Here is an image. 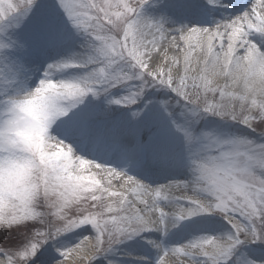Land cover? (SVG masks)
<instances>
[{
    "label": "snow or ice",
    "instance_id": "obj_1",
    "mask_svg": "<svg viewBox=\"0 0 264 264\" xmlns=\"http://www.w3.org/2000/svg\"><path fill=\"white\" fill-rule=\"evenodd\" d=\"M56 2L65 10L77 32L89 38L88 52L48 64L34 89L22 95L0 96V230L27 221H39L41 225L34 229L23 250L9 253L0 249L4 252L0 264H48L42 245L84 225H90L96 235L83 237L72 248L58 250L62 257L59 264H67L73 250L80 251L85 240L94 241V251L87 258V264H91L98 253L110 251L122 239H130L145 231L163 233L200 213L222 216L232 231L223 236H202L188 244L167 249L156 264H165L164 256L169 252L177 258L173 264H183L184 261L195 264L196 257L202 258L199 264H239L238 259L233 261L231 258L240 245L246 242L264 244V143L219 139L210 134L196 137L187 129H181L188 150L191 178L150 187L123 171L76 155L69 144L50 133V127L57 117L65 115L68 107H74L89 93L93 97L104 95L108 105L131 108L145 94V89L161 86L184 101L189 114L187 118L193 124L200 115L211 114L256 130L254 122L264 121V47L250 37L255 33L264 38V14L258 11L264 8V0H253L251 11L217 23L212 28L176 29L175 32L181 33V39L207 38V56L200 69L201 75L180 76L178 80L171 68L167 74L162 67L148 70L150 65L144 59L151 57L160 40L172 34L163 19L152 20L143 15L150 0ZM36 6L37 0H0V20L18 10L30 11ZM168 6L183 9L187 4L185 0H172ZM225 37L227 49L224 47ZM198 46L202 47L199 42ZM5 47L7 45L0 43V48ZM20 47L24 49L26 45ZM238 50L242 55L237 54ZM187 63L188 55L185 56V72L190 70ZM89 66L90 70L75 80L52 79L54 72ZM220 73L231 77L233 84L242 82L252 97L246 112L237 114L234 109L215 101V94L219 92L222 100L228 87V84L213 86L211 77ZM7 75L0 71L5 82ZM133 81L138 83L134 86L126 84ZM117 86H126L127 91L111 98L110 89ZM201 93L204 94L202 101ZM208 93L213 94V101H209ZM257 97L261 98L259 102ZM239 98L246 99L244 96ZM160 103L165 105L167 102ZM142 111H132L131 117L139 118ZM31 132L36 133V139L30 138L28 134ZM75 133L94 139L101 135V129L93 116L85 119ZM261 135L264 136V128ZM86 164L106 171L112 178L125 179L134 190L153 191L158 197L161 192L183 190L179 196L163 197L165 201H175L178 209L171 213L163 211L159 199L151 205L140 201L145 205V213H158L153 220L145 218L126 202V198H121L117 208L107 205L101 212L84 208L74 218H68L62 209L70 203V197L82 202L101 199L94 191L99 181L93 175L83 174ZM187 189H192L193 195H185ZM196 192L205 194L207 199L198 198ZM108 195L120 194L109 192ZM182 201L189 206H184ZM96 207L93 203L92 208ZM44 208L48 211L37 210ZM105 213L109 215L106 217ZM49 215L57 216L63 223L59 226L52 224L46 219ZM170 216L174 217L173 221L169 220ZM154 246L159 247L158 244ZM246 264H264V260L248 259Z\"/></svg>",
    "mask_w": 264,
    "mask_h": 264
},
{
    "label": "bare ground",
    "instance_id": "obj_2",
    "mask_svg": "<svg viewBox=\"0 0 264 264\" xmlns=\"http://www.w3.org/2000/svg\"><path fill=\"white\" fill-rule=\"evenodd\" d=\"M162 0H157L159 2ZM210 0H195L192 4H187V7L183 9H176L174 7L167 6L165 8L158 7H148L143 15L152 19V20H161L163 19L168 26H175L171 29L172 34H170V38H165L160 40L151 54V57H145L144 59L148 61L150 67L148 70H151L152 67L160 68L162 67L165 74L168 73L171 68L172 74L174 78L177 80L180 76H199L201 75L200 69L203 66V62L205 57L207 56V38L201 37H192L190 39H181V33L175 32L176 29L184 28L185 26H190L197 19L193 17V12L197 11V9L206 8L207 3ZM233 1V0H230ZM252 4L253 0H249ZM247 10L251 11V7ZM245 9L239 10L238 13L233 14V18L242 15ZM261 14H264V8L258 9ZM163 13H165L163 15ZM190 15V19L186 20L183 18V15ZM167 15L169 18H166ZM227 22V21H223ZM221 22V23H223ZM217 23H220L217 19H210L208 21L201 22L199 27H215ZM220 31H224L221 28ZM175 38V40H174ZM151 39V37H149ZM253 42H256L261 47H264V38H262L259 34L253 33L250 37ZM174 40V42H173ZM198 42L202 47L198 46ZM219 42H217L218 46ZM182 46V49L178 46ZM224 47L227 49V37L224 38ZM88 52V43H82L79 48L75 47H66L64 49H50L45 51H35L32 55H27L26 58L22 60L24 66H27V71L23 72V77L21 80L17 82L15 88L13 89L12 95L15 94H24L25 92L34 89L38 85L39 79L42 78L44 70L47 65L58 61L62 58L67 59L72 57L73 55L82 56ZM178 54V55H177ZM238 55H242V52L238 50ZM188 55V63L189 71L185 72V56ZM154 61V63H153ZM90 67L84 68H71L67 70H60L54 72L52 74L53 80H75L82 75H85ZM213 79V86H223L228 84V87L225 89V98L221 100V97L215 94V101H220L221 103L227 105L229 109H234L237 114H240L242 110H239V106L242 105L243 108H247V105L251 103L252 97L245 91L242 82L239 84H233L231 77H226L222 73L211 77ZM188 83H191V79L188 80ZM192 89H189L191 91ZM209 101H213V94L208 93ZM244 96L246 99H240L239 97ZM258 102L261 100L260 97H257ZM184 104V101L182 100ZM244 111V110H243ZM255 111V110H254ZM245 112V111H244ZM202 119L199 120V125L204 129L207 128L208 125H216L222 128V132L214 129L212 131L207 130L204 131L199 129L197 132L193 133L196 137H201L204 134H210L219 139H250L253 143H262L264 140V136L261 135V131L257 130L251 132L252 130L246 129L247 127L240 124L239 122L232 123L230 119H221L217 116L211 115H203ZM209 117V119L207 118ZM209 120V121H207ZM101 129V135L98 138L88 139L82 136H77L75 140H93L97 141L100 146L106 147L113 143L119 145L118 146V156L122 160V162L128 161L135 157L137 154L135 150L134 141L127 136L120 134V129L118 126H111V131L108 135V132H103L107 126L105 123H99ZM78 126L74 127L76 129ZM109 127V126H108ZM52 135H55L58 139H61L65 143L69 142L67 137H61L59 132H53ZM66 150V149H65ZM135 150V152H134ZM181 157V154L179 155ZM83 158L92 160L94 162H98L102 165L111 166L116 168L119 171H123L128 175L135 177H139L142 175V172L138 169L132 167H126L117 162H108L105 159L95 155V154H83ZM185 171L181 173V177L179 179H184L187 181L191 178V172L189 165L184 166ZM84 175H93L94 178L99 181V185L102 188L107 190V195L109 192L117 193L120 195H113L114 197H125L126 202L133 203L134 208L139 210L141 215H144L142 212L144 211L145 205L140 201H146L149 205L152 204L154 200H162L159 201L160 205H164L170 210V212L176 211L178 206H176L175 201H165L163 197L167 196H179L182 194V191L171 190L168 192H161L159 197L153 191H144L143 189L136 188L133 189V185L130 183H126L123 178H112L108 176L106 171H101L97 169L94 165H85L83 169ZM172 180H155V181H147L145 184L150 187H157L159 185H166L169 181H173L176 178H172ZM109 180L111 183H109ZM187 193L185 195L191 196L193 195L192 189H187ZM195 195L200 199H205L206 196L203 193L196 192ZM109 196V195H108ZM184 206H189L186 202H181ZM156 214V215H155ZM158 213L153 214H145V218H150L155 220ZM208 213H200L195 215L187 220L180 222L176 227H171L166 229L163 233L159 230L145 231L139 233L140 239L143 241L136 240L135 242H130L127 245L120 247L115 252H119L118 254H128L129 262H135L134 264H146L142 258L134 257V255H142L144 257H150L151 261L147 264H156L158 258L162 255V253L170 249L172 247H179L184 244L190 243L194 239H198L202 236H223L232 231L230 225L226 220H222L219 215L215 213H209L212 215L214 220H209L207 218ZM170 221L174 220V217H169ZM215 221L218 224H222L226 227V229H221L218 224L214 223ZM88 236L85 231L74 232L71 237L63 241H58L54 244V249L49 250L47 253L48 264H59V261L62 257L59 254L58 250H64L66 248H72L76 245L83 237ZM90 237V236H88ZM94 241L85 240L81 243V250L75 251L73 250L71 257L67 261V264H86L88 256H91L93 249ZM154 244H158L159 247H155ZM113 258H115L113 256ZM112 259V258H111ZM177 258L169 252L166 256H164L165 264H173V261ZM202 258L196 257L195 264H199ZM113 263L112 261H109ZM183 264H189V262L184 261Z\"/></svg>",
    "mask_w": 264,
    "mask_h": 264
},
{
    "label": "rangeland",
    "instance_id": "obj_3",
    "mask_svg": "<svg viewBox=\"0 0 264 264\" xmlns=\"http://www.w3.org/2000/svg\"><path fill=\"white\" fill-rule=\"evenodd\" d=\"M153 1L154 0H150V3L144 8V10L151 6ZM16 2H19V0H16ZM0 21V43L7 45V47L5 48H0V71L8 73L6 78L7 82H5V78L0 77V96L5 94L7 83L13 77L16 67L20 65L19 58L21 53L20 49H22L20 47L21 44L26 45V48L24 49L28 50L30 42L39 39H51L54 36V33L57 31L59 32V34H65L75 38L80 37L84 42H89V38L84 33L77 32L71 21L68 19L67 13L62 7L59 6V4H57L56 0H45L44 2L42 0H37V6L32 8L30 11H24L23 9H21L16 13L9 15L7 19ZM178 47L179 49H182L181 45ZM136 83L138 82H126L128 86H134ZM157 88L158 86H151L145 89V96L143 95L141 97V99L144 100V103L142 105L140 103L133 105L131 108H125L119 105H108L106 103L105 96L100 95L97 97H93L89 93L87 95L90 96L88 102L85 103L82 99L80 103L75 104L76 107L74 106L70 109H67L65 115L57 117L50 128L54 127L58 123L75 120L77 117H72V114L80 112H82V114H86L85 119L93 116L101 117L104 119L108 117V119H112V117L117 115L118 119L120 120L118 122L120 127L124 125L136 131L134 132L136 134L127 133L126 136L132 137L135 140V143L137 142L138 144L141 140V137H144L146 139L145 144H143L142 146L144 147L146 153L154 156H164L171 153L172 155L177 156L176 154H178L177 151L179 149L177 151L171 149L173 146H170L167 143L172 141L173 145H175L180 142L179 140H185L183 139L185 137L181 129L192 131V127L195 123H191L187 118L189 114L186 113L185 106L180 105V103L178 104V102L170 104L172 102H170L169 99L172 98L175 94H171V92L166 88H164V92H161V90ZM147 90L150 91L148 92ZM126 91V86H119L118 89H110L109 96L111 98H117L125 94ZM161 95L163 96L161 97ZM216 95L218 96V98H220L219 92H217ZM223 98H225V96ZM203 99L204 94L201 93L200 100L202 101ZM161 101H165L167 103L165 105H161ZM145 105H147V107H145ZM174 107L179 109V115L175 117L171 114ZM140 109H143V111L141 112V116L139 118L133 119L131 117V112ZM238 109L242 111L244 110L245 112L247 111V108H243L242 105H240ZM198 119H196V121ZM79 122L80 124L82 123L81 121ZM254 127L261 131V129L264 128V121H255ZM214 129L218 130L219 132L223 131L220 126H216L214 124L208 125L207 128L204 129V131H212ZM247 140L250 141V139ZM261 142L264 143V140ZM186 161L188 160L186 159ZM94 191L97 196L101 197L99 201L93 202L89 199L87 202H82L70 197V203L66 208L62 209L63 215L68 218H74L75 214L84 208H88L90 211L101 212L107 205H111L114 208L120 206V200L123 197L108 196L105 188H102L100 185ZM205 197L206 196H204V198ZM205 199H207V197ZM93 203L97 205L96 208H92ZM132 206L134 207L133 203ZM160 207L163 209V211L170 213L168 208L164 205ZM37 210L48 211L47 208ZM142 213L144 215L146 214L145 212ZM120 214L123 215L126 213ZM108 215L109 214L105 213L106 217ZM210 217L211 215L208 213L207 218L211 219ZM46 219L51 223H53L54 220H58V223H55L57 225H61L63 223V221L59 220L57 216L53 215L47 216ZM218 225L221 229H226V227L222 224ZM40 226L41 225L39 224V221H27L14 226L4 227L2 230H0V249H3L4 251H7L9 253H14L17 250H23V247L31 238L34 229ZM69 231H85V233L90 237H94L96 235L94 229H92L90 225L78 226L77 228ZM69 236L70 235H67L64 238L66 239ZM258 243L259 242H246L243 245L249 244L253 245L250 248H256V244ZM52 245L53 244L51 243L46 245V247L48 246L51 248ZM258 246L264 247V244ZM238 249L235 250L234 255L231 259L233 261H236L238 259L239 264H246L248 259L264 260V250L262 249L259 250V255L253 254L250 249H244L243 251L241 250L240 253H236ZM3 256L4 252L0 251V258H3ZM121 264L132 263L121 262Z\"/></svg>",
    "mask_w": 264,
    "mask_h": 264
},
{
    "label": "clouds",
    "instance_id": "obj_4",
    "mask_svg": "<svg viewBox=\"0 0 264 264\" xmlns=\"http://www.w3.org/2000/svg\"><path fill=\"white\" fill-rule=\"evenodd\" d=\"M28 135L30 136L31 139H36V133L31 132Z\"/></svg>",
    "mask_w": 264,
    "mask_h": 264
}]
</instances>
